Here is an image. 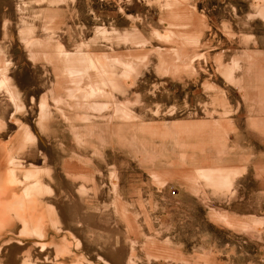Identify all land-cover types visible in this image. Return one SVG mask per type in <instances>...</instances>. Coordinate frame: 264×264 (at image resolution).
Instances as JSON below:
<instances>
[{"label":"rangeland","instance_id":"374dc122","mask_svg":"<svg viewBox=\"0 0 264 264\" xmlns=\"http://www.w3.org/2000/svg\"><path fill=\"white\" fill-rule=\"evenodd\" d=\"M0 264H264V0H0Z\"/></svg>","mask_w":264,"mask_h":264},{"label":"crops","instance_id":"0c3cea01","mask_svg":"<svg viewBox=\"0 0 264 264\" xmlns=\"http://www.w3.org/2000/svg\"><path fill=\"white\" fill-rule=\"evenodd\" d=\"M9 160H10V158H9ZM29 171H30V174H33L35 172L33 169H29ZM10 195H11L10 192H8L7 197L10 198L11 197ZM12 197H14V196L12 195Z\"/></svg>","mask_w":264,"mask_h":264},{"label":"built area","instance_id":"2783aa9c","mask_svg":"<svg viewBox=\"0 0 264 264\" xmlns=\"http://www.w3.org/2000/svg\"><path fill=\"white\" fill-rule=\"evenodd\" d=\"M175 192L173 191L172 194H174Z\"/></svg>","mask_w":264,"mask_h":264}]
</instances>
